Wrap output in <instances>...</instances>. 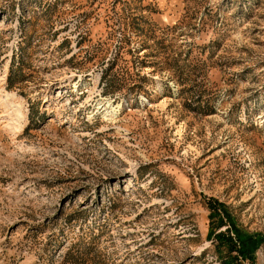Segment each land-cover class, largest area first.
Instances as JSON below:
<instances>
[{
    "label": "rangeland",
    "instance_id": "374dc122",
    "mask_svg": "<svg viewBox=\"0 0 264 264\" xmlns=\"http://www.w3.org/2000/svg\"><path fill=\"white\" fill-rule=\"evenodd\" d=\"M220 230L264 264V0H0V264H224Z\"/></svg>",
    "mask_w": 264,
    "mask_h": 264
},
{
    "label": "trees",
    "instance_id": "16d2710c",
    "mask_svg": "<svg viewBox=\"0 0 264 264\" xmlns=\"http://www.w3.org/2000/svg\"><path fill=\"white\" fill-rule=\"evenodd\" d=\"M221 205V204H220ZM213 215V213L210 212V216ZM223 219H219L217 221V226H220L223 224ZM216 237L219 238L220 240L225 241V247L226 251L228 253V256H225L224 264H244L236 251H238V245L237 242L235 241V237L231 235V233L227 230L224 231H218L216 232ZM216 238V239H217ZM69 251V249H68ZM235 251V253H234Z\"/></svg>",
    "mask_w": 264,
    "mask_h": 264
}]
</instances>
